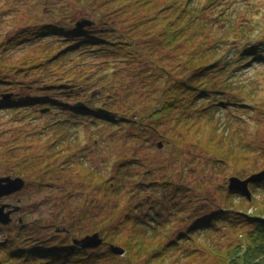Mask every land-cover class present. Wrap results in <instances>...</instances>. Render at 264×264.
<instances>
[{"label":"trees","instance_id":"obj_1","mask_svg":"<svg viewBox=\"0 0 264 264\" xmlns=\"http://www.w3.org/2000/svg\"><path fill=\"white\" fill-rule=\"evenodd\" d=\"M82 5L94 7L76 17L46 6L49 19L23 17L0 33V175L28 181L26 210L0 225V264H264V180L251 197L228 185L217 205L178 152L197 147L211 169L232 166L242 179L264 170L247 166L249 145L229 126L262 107L248 78L264 62L262 34L236 23L230 0ZM53 188L54 216H36V192ZM192 196L207 199L198 214L185 211ZM220 226L242 237L225 253L199 238ZM96 234L103 244L84 247Z\"/></svg>","mask_w":264,"mask_h":264},{"label":"rangeland","instance_id":"obj_2","mask_svg":"<svg viewBox=\"0 0 264 264\" xmlns=\"http://www.w3.org/2000/svg\"><path fill=\"white\" fill-rule=\"evenodd\" d=\"M230 1V15L231 17L236 16V23H242L245 22V20L251 23L252 26L254 25L255 33L262 34L259 39L264 40V0ZM63 5L66 6L65 9L67 8L70 11V16L73 15V13L71 12L72 8L74 9V11H77L78 13H74L76 17L83 14L86 11V8L94 7L92 5L83 7L82 0H0V33L2 35V38L6 37L9 32L13 33L16 29L17 23L23 17H26L24 20H27L28 17L32 15L36 16V18L38 19H49L50 17L45 13V7L49 6L56 10H60L61 8H63ZM75 8L77 9L75 10ZM48 22H50V20H48ZM251 63L252 61L250 62V64ZM249 69L250 70L248 73V78H252L253 81H255L259 85V87H261V92H259L258 97L262 99L261 102H263V108L260 107L255 112H251V116L246 123L236 122L232 123L229 126H231V131L234 132V138L239 143V145H249L248 156L250 158V162L247 164V166L249 168H253L252 166L258 167L257 163H261V166H264V62H253V65L249 66ZM191 150L196 152V155H193ZM158 151L155 152L160 154V152ZM197 151L198 148L194 146H189L185 149L179 148L178 150L180 157L183 158L184 156L187 167H191V170H194L193 174L190 172L189 174H187L189 181H193V178L195 177V182H191L193 185L198 183L199 181L203 183L204 187L202 188V195H200L199 193L197 195H200L202 197H213L214 195V202L218 205L220 202L216 200V195L219 194V192H221L222 190L225 192L228 191L227 188L230 183V178L235 175V169L232 166H226L224 168H218L216 170L211 169L209 166L212 164L214 165V161L209 158V155L204 150H200V152ZM178 166L179 165H177L173 171L174 176L176 171L180 169V167ZM247 171L249 172L250 170ZM262 171L264 170L258 171L257 173H260ZM251 173L252 171H250V175ZM252 175H254V173ZM188 179L186 178V180ZM257 189L258 190H256V193L259 195L261 194L264 197V186L257 187ZM59 190L60 188H53L51 191H48L49 193L45 191V193L38 194L39 192H36V216L46 215L49 218H52L54 216L52 212L48 211V205L46 204L45 199L49 194H51L53 200H58L57 195H59L60 193ZM192 199V202L188 201L187 207H185V211L188 213L198 214V212L201 211V208H197V205L203 203L204 201H207V199H202L199 196L196 197L195 200L194 196H192ZM53 200V207H55V204L57 205L58 202ZM15 201L16 200H11V202ZM24 205L26 206L25 202ZM146 209H148V206H146L143 211H146ZM148 218L151 219L150 216ZM180 228H182L184 231L187 229L186 226H182ZM199 238H201V241H206L204 248L207 249L208 245L209 248L215 246L216 249H219L222 252L224 251V253L234 245H237V240L239 238L242 239L239 233H237L235 230L232 232H228L225 226H220L219 230L215 233H210V236L204 235L201 237L199 236ZM208 239H211V243H207ZM201 241L200 243L202 244ZM106 250L107 249H104L103 252H105ZM188 253L189 252H186V250H183L179 253L177 252L176 256L181 257L183 255L184 257H186ZM193 254H195L197 258L196 261L198 262L201 261V257L204 255L201 252ZM212 257V263L217 262L219 261V259H221L218 254H215ZM111 262L116 264V262L113 261H108L105 264H112ZM134 264H143V261L137 260V262H134Z\"/></svg>","mask_w":264,"mask_h":264},{"label":"water","instance_id":"obj_3","mask_svg":"<svg viewBox=\"0 0 264 264\" xmlns=\"http://www.w3.org/2000/svg\"><path fill=\"white\" fill-rule=\"evenodd\" d=\"M92 22L83 19L78 23L80 26L91 25ZM160 147L163 148V143L160 142ZM264 180V171L251 175L246 179H242L237 176H232L230 178L229 186L230 188H240L243 190L249 197H251L252 192L250 190V184L255 181ZM26 186V180L23 177H0V224L9 225L13 221L12 213L16 210L6 211L7 207H11L9 204H1V199L5 196L13 194L22 190ZM104 240L100 235L96 234L94 236L88 237L85 240L84 247L86 248H98L103 244ZM111 250L115 253L123 255L125 250L118 246H113Z\"/></svg>","mask_w":264,"mask_h":264},{"label":"flooded vegetation","instance_id":"obj_4","mask_svg":"<svg viewBox=\"0 0 264 264\" xmlns=\"http://www.w3.org/2000/svg\"><path fill=\"white\" fill-rule=\"evenodd\" d=\"M8 176H12V177H14V178H16V177H21V176H13V175H0V177H8ZM24 178V177H23ZM25 180H26V186L22 189V190H20V191H18V192H15V193H13V194H10V195H8V196H5V197H3L2 199H1V204L3 205V204H9V205H11V207H7L6 208V211H11V210H14V209H16L13 213H12V217H13V221H12V223L13 222H16L17 220H19L20 219V217H21V212H22V210H26V206H28L27 205V203L25 202L26 201V197L24 196V192H26L25 191V189L27 188V186H28V181H27V179L26 178H24ZM23 196V197H22ZM23 198V199H22ZM11 200H16L15 202H11ZM25 202V204H26V206L24 205V202ZM23 202V203H22ZM0 225H3V224H0ZM4 226V225H3Z\"/></svg>","mask_w":264,"mask_h":264}]
</instances>
